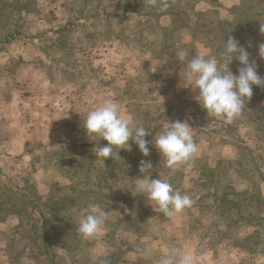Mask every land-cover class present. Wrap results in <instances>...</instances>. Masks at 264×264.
Here are the masks:
<instances>
[{"label":"rangeland","instance_id":"1","mask_svg":"<svg viewBox=\"0 0 264 264\" xmlns=\"http://www.w3.org/2000/svg\"><path fill=\"white\" fill-rule=\"evenodd\" d=\"M135 1L0 0V264H160L175 248L194 264H264V127L245 107L264 110L263 89L230 123L197 114L204 122L197 137L210 150L179 169L167 167L153 143L148 156L131 140L115 160L93 152L108 142L91 139L83 120L105 100L147 129L149 141L190 115L197 103L176 90L184 69L173 70L174 47L183 43L192 55L203 39L220 45L217 22L233 19L231 8L248 0H200L187 14L151 17L144 13L155 4L146 0L135 12ZM249 59L264 78V58L257 51ZM241 66L233 60L229 69L238 75ZM222 140L237 149L213 159ZM142 160L153 165L147 175L167 180L193 205L173 217L156 212L136 191ZM89 204L108 220L100 238L86 240L78 225ZM45 219L59 226L48 228L50 240Z\"/></svg>","mask_w":264,"mask_h":264},{"label":"clouds","instance_id":"2","mask_svg":"<svg viewBox=\"0 0 264 264\" xmlns=\"http://www.w3.org/2000/svg\"><path fill=\"white\" fill-rule=\"evenodd\" d=\"M149 2L155 4L156 0ZM167 6V3L162 5L164 8ZM260 32L264 33V24H261ZM176 56L180 61H187L183 86H190L197 91L196 99L207 116L232 122L242 113L245 102L251 99L253 85L264 86V78L258 74L255 60L250 61V53L235 37L229 36L226 42L224 40V48L219 57L197 51L190 58V53L183 48L177 49ZM259 56L264 58V43L259 45ZM233 60L242 65L238 75L229 69ZM83 127L91 139L108 142L103 147L93 148L96 157L104 160L109 157L115 160L121 149L131 150L130 140L138 145L144 156L149 155L148 145L153 143L165 159L167 167L172 169L187 164L198 151V145L193 139V127L188 121L170 122L149 141L145 138L150 134L149 131L143 126H136L131 118L122 114L120 105L111 99L89 111L83 120ZM152 168L150 161H141L139 170L144 175L137 181L136 191L147 194L148 200L154 202L151 205L156 212L171 217L193 205L194 201L188 194L174 189L167 180L147 175ZM107 220L108 214L105 211L89 204L81 212L78 232L86 240L100 238ZM160 264H194V257L175 248L161 258Z\"/></svg>","mask_w":264,"mask_h":264},{"label":"trees","instance_id":"3","mask_svg":"<svg viewBox=\"0 0 264 264\" xmlns=\"http://www.w3.org/2000/svg\"><path fill=\"white\" fill-rule=\"evenodd\" d=\"M200 0H185L186 5L183 6L182 2L180 0H157V2L155 3V5H151V11L149 12H145L144 14L146 16L151 17V15H155V16H163V15H180V14H187V12L189 11V9L193 10L195 5L199 2ZM163 3H167V7L164 8L162 7ZM134 5H136L138 7L134 8L132 11L135 12H141V10L143 8H145L148 3L146 0H137L135 1ZM135 6V7H136ZM231 10L233 11L232 14L234 16L233 19L230 20H223V21H219L217 23L221 24L222 27L220 28L222 30V37L220 38V41H222V43L220 45H214L211 41L209 40H204L202 41L204 42V44L207 46V48L210 51V54L212 55H216L217 57H219L220 53H222L223 48H224V40L225 42L227 41V39L229 38V36L235 37L237 40H239L243 46L250 52V53H256L257 51L259 52V45L261 43H264V33L260 32V27H261V23H262V19L260 20V18L263 17L264 14V7L262 6H258L257 3H254L253 0H248L247 2L243 1V4L240 2L236 5H234ZM215 14H218L217 10L211 11L209 12V14L207 15V18L209 20H211V24L216 23V17ZM249 16L251 18L256 17L254 20L253 25H249L250 22L248 20ZM181 17V16H180ZM182 20H184V18L182 17ZM207 25V24H205ZM210 24H208V27L211 28L209 26ZM215 28H212V31H214ZM248 31H252V35L258 37V42L253 43V39H248L249 34L247 33ZM13 36L12 34L9 35V37ZM224 38V39H223ZM179 40H181V38L177 39L176 41H174V43H179ZM256 41V40H254ZM184 45L183 43L181 44V46ZM251 45H253L254 47H250ZM181 46H179L178 48H181ZM186 45H184L185 47ZM176 47H174V52L175 55L170 56V60H173V63H177L180 62V60L177 58L176 56V51L177 49ZM193 57V55H190V58ZM263 89L264 90V86H256L253 85V93L258 92L259 90ZM246 108L249 107V118L250 119H259L262 121V123L260 122V125L262 127H264V119L261 118L262 115H264V110L259 108L258 110L255 109H251L250 108V104L247 103V106H245ZM76 190V189H75ZM77 191V190H76ZM78 192V191H77ZM19 214V213H17ZM44 229L42 234L44 235L45 240H50L49 238V230L48 228H54V229H59L58 225H54V224H49V222L45 219L44 220ZM47 226V227H46ZM61 230V229H60Z\"/></svg>","mask_w":264,"mask_h":264},{"label":"crops","instance_id":"4","mask_svg":"<svg viewBox=\"0 0 264 264\" xmlns=\"http://www.w3.org/2000/svg\"><path fill=\"white\" fill-rule=\"evenodd\" d=\"M197 51H199L201 54H210V51H209V49L207 48V46L204 44V43H202V42H197V43H195V45H194V50H193V52H192V55H193V57L197 54ZM186 62L187 61H180V62H177V63H175V65L174 66H176L177 67V69H173V70H175V71H178V69L180 70L181 69V67L185 70V66H186ZM182 69V70H183ZM183 73H184V71H183ZM234 74H236V73H234ZM167 77H175L174 76V73H168L167 74ZM184 82V81H183ZM176 90L177 91H182V92H184V94L185 95H188L187 97H190V99H188V98H185V99H188V101L189 102H192V101H194V102H196L197 104H195V109L194 110H190V115L189 114H187V112H183V113H181L180 114V118L178 119V120H180V121H188V123L193 127V129H192V134H193V139H194V142L198 145V151H197V153L196 154H194V156H193V158L192 159H199V160H201V159H204V157H205V154H207V153H209V150L210 149H207V148H209L208 146H206L207 145V143L205 142V143H203V141L201 140V139H199L197 136H198V134H201L203 131H202V128H203V124H204V122H200L199 120H198V118H197V114H199L200 112H205V110L201 107V105L199 104V102L197 101V99H196V96H197V91H195V90H193L190 86L189 87H184L183 85H182V87L178 84L177 86H176ZM161 96H163V97H165V98H172V95L170 96V95H164V94H161ZM121 111H123V110H121ZM210 118H216V117H210ZM176 121V120H175ZM174 121V122H175ZM173 122V121H172ZM229 144V145H228ZM228 144H227V142H225V141H223L222 140V142L221 141H219L218 143H215L214 144V146H213V153H214V156H212V158L213 159H217V158H223V157H225V156H227V155H229V154H231L233 151H236V147L233 145V144H231V143H229L228 142ZM233 146V147H232ZM143 177V176H142ZM141 177V178H142ZM204 193H201V192H199V191H197V193H196V196H195V198L197 199V200H201V203H202V200H203V198H204ZM199 196H201V197H199ZM199 197V198H198ZM205 199V198H204ZM196 204H197V201H196ZM197 206H199L198 204H197ZM185 210V209H184ZM186 211V210H185ZM183 213V211L181 212V213H177V214H182ZM177 214H174L173 216H175V215H177ZM172 216V217H173Z\"/></svg>","mask_w":264,"mask_h":264}]
</instances>
